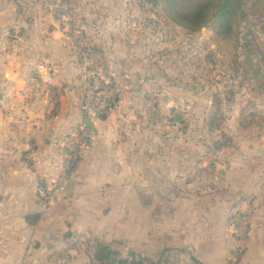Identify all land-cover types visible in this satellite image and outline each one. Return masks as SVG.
I'll list each match as a JSON object with an SVG mask.
<instances>
[{
    "label": "rangeland",
    "instance_id": "obj_1",
    "mask_svg": "<svg viewBox=\"0 0 264 264\" xmlns=\"http://www.w3.org/2000/svg\"><path fill=\"white\" fill-rule=\"evenodd\" d=\"M129 1L124 12L130 20L127 24H138L136 29L131 28V35L142 28L153 36L142 55L155 76L147 77L148 87L142 83L137 91H126L111 114L127 117L128 124L120 131L121 143L129 135L130 126H138L140 135L151 140L147 139L142 151L129 150L127 157H122L121 186L113 190L111 200H104L98 234L85 238L79 253L93 264L92 244L101 239L123 241L120 249L124 257L133 252L155 262L162 260V264H234L241 258L239 264L247 253L250 235L245 238L241 233V240H237L231 216L246 196L228 185L227 179L238 184L242 181L229 173L228 164L231 155L240 157V151L242 154L249 149L247 143L241 147L238 139L264 137V22L259 17L264 12V0L251 1L246 7V22L235 26L231 39L218 37L212 24L199 32L184 29L152 0ZM76 12H72L73 18H89L87 11ZM68 30L79 36L78 41L86 34V29L79 26L76 30L69 26ZM167 43L172 48L163 47ZM90 58L101 69V77L126 84L122 68L117 62L112 65L113 60L109 62L101 50L91 49ZM244 70L249 71L250 80L243 77ZM77 80L74 95L82 101L83 85L78 74ZM49 89L51 98L58 100L54 107L57 112L61 91ZM133 98L136 101H130ZM242 111L255 116L246 120L250 124L247 128L241 127ZM214 112L219 113L217 128L211 130ZM241 129L247 130V135L239 136ZM223 134L228 136L225 141L229 146L218 150ZM234 138L240 148L232 154ZM251 144L261 148L258 142ZM67 196L68 191L58 203ZM232 244L235 247L230 251ZM222 253L228 255L225 260Z\"/></svg>",
    "mask_w": 264,
    "mask_h": 264
},
{
    "label": "crops",
    "instance_id": "obj_2",
    "mask_svg": "<svg viewBox=\"0 0 264 264\" xmlns=\"http://www.w3.org/2000/svg\"><path fill=\"white\" fill-rule=\"evenodd\" d=\"M127 1L0 0V264H88L75 247L76 237L98 234L104 200H111L122 183V157L129 150L142 151L151 140L140 135L141 128L130 126L121 143L120 131L128 124L121 113L91 121L95 142L66 180L67 198L40 214L38 190L61 169L55 141L87 121L82 101L74 95L79 50L68 27L86 29L88 52L97 48L109 62L115 60L112 65L117 62L128 91H137L142 83L148 87L147 77L155 74L142 55L153 36L142 28L131 35L138 24H127ZM75 11H87L89 18L81 19L79 12L73 18ZM163 47L172 48L169 43ZM50 87L61 91L58 113L53 112L58 100L51 98ZM247 133L241 129L239 136ZM234 140L232 154L239 144L247 143L249 149L241 148L240 157L230 156L229 173L242 181L227 183L246 196L239 210L253 214L247 253L239 264H264V137L238 139V145ZM251 141L261 148L255 149ZM34 215L41 216L37 223L27 219Z\"/></svg>",
    "mask_w": 264,
    "mask_h": 264
},
{
    "label": "trees",
    "instance_id": "obj_3",
    "mask_svg": "<svg viewBox=\"0 0 264 264\" xmlns=\"http://www.w3.org/2000/svg\"><path fill=\"white\" fill-rule=\"evenodd\" d=\"M251 1L252 0H152V3L154 5H162L163 11L166 13V15L173 22L183 27L184 29H187L191 32H199L201 29L209 27L210 24H212L213 30L218 37L231 39L235 36V26L239 22H246L247 16L249 14L248 10H246V7L251 3ZM259 17L264 22V12H262ZM237 43H239V41ZM247 48L252 52L249 44ZM89 54H91L90 49ZM235 63L237 65L238 72H240L238 63ZM249 64L253 66V63L251 61L249 62ZM243 77L250 80L249 71H247L246 73V71L244 70ZM55 89L56 88H54L53 90L55 91ZM216 100L220 102L218 98ZM218 115V112L213 113V117L215 116V118L211 119V124L209 125L211 130H215V128H217L215 124H217L216 118L218 117ZM250 117L255 116L253 114L247 115L245 111H242L241 127L247 128L250 125L247 124L246 121ZM222 137L224 138V140H221L217 143L218 150H222L223 148L229 146V141H225L228 136L226 134H223ZM234 215L231 216V222L236 232V238L240 241L241 233L246 234L244 235L245 238H247V233L249 235L253 214L238 210ZM40 218V215H34L28 217L27 219L30 221H32L33 219L34 223H37ZM84 239L85 238L83 237H76L74 241L76 244L75 247H81ZM93 242L92 252L90 254V259L93 264L163 263L162 260L155 262L149 256H138L135 253L124 257L120 249L121 246L125 244L123 241H113L109 243L101 239H96ZM243 250L245 251V248ZM240 260H235L234 264H236Z\"/></svg>",
    "mask_w": 264,
    "mask_h": 264
},
{
    "label": "built area",
    "instance_id": "obj_4",
    "mask_svg": "<svg viewBox=\"0 0 264 264\" xmlns=\"http://www.w3.org/2000/svg\"><path fill=\"white\" fill-rule=\"evenodd\" d=\"M78 37L76 36V40ZM78 43L77 74L83 85L81 109L85 118L97 122L113 112L128 90L120 82L112 83L101 77V69L96 68L90 58L83 36L79 38ZM94 142L95 135L85 122L78 125L76 131L55 141L54 149L61 162V169L56 178L46 182L38 190L40 214L48 213L60 197L66 195V180L75 173L80 159L91 150Z\"/></svg>",
    "mask_w": 264,
    "mask_h": 264
},
{
    "label": "water",
    "instance_id": "obj_5",
    "mask_svg": "<svg viewBox=\"0 0 264 264\" xmlns=\"http://www.w3.org/2000/svg\"><path fill=\"white\" fill-rule=\"evenodd\" d=\"M86 125H87V127H88L90 130H94V129H95L90 119H87V121H86ZM131 254H132V253H131Z\"/></svg>",
    "mask_w": 264,
    "mask_h": 264
}]
</instances>
